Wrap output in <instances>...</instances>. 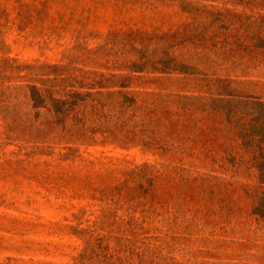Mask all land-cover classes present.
<instances>
[{
	"label": "rangeland",
	"instance_id": "rangeland-1",
	"mask_svg": "<svg viewBox=\"0 0 264 264\" xmlns=\"http://www.w3.org/2000/svg\"><path fill=\"white\" fill-rule=\"evenodd\" d=\"M257 134L264 0H0V264H264Z\"/></svg>",
	"mask_w": 264,
	"mask_h": 264
},
{
	"label": "trees",
	"instance_id": "trees-1",
	"mask_svg": "<svg viewBox=\"0 0 264 264\" xmlns=\"http://www.w3.org/2000/svg\"><path fill=\"white\" fill-rule=\"evenodd\" d=\"M175 44H178V42H174L173 44L170 45V47L174 46ZM170 58L168 59L167 62V66L163 69V71H170V70H179V71H187V65L185 63H182L178 60L177 56L173 55V53L169 52L168 53ZM166 62V61H165ZM123 85H127V84H123ZM32 96L33 99L35 101V106H39L42 105V103L45 101V97H43V95L39 92L38 87L36 86H32ZM82 100H84L83 98H81ZM58 101V100H55ZM57 112L62 113L63 111L60 109H56ZM245 138H250L251 139H255L254 134L251 132V129H247L245 130V132L243 133ZM260 136V138L258 139V141H260V143L264 144V135L262 136V134H257ZM253 140H248V144H252ZM255 164L256 166L261 170V180L264 181V158L262 160H255ZM263 171V173H262Z\"/></svg>",
	"mask_w": 264,
	"mask_h": 264
}]
</instances>
